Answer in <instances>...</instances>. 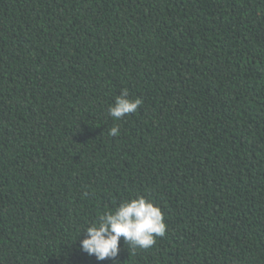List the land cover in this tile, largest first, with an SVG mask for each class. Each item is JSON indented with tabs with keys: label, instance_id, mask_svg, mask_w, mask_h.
<instances>
[{
	"label": "trees",
	"instance_id": "16d2710c",
	"mask_svg": "<svg viewBox=\"0 0 264 264\" xmlns=\"http://www.w3.org/2000/svg\"><path fill=\"white\" fill-rule=\"evenodd\" d=\"M138 195L163 237L81 250ZM0 264H264V0H0Z\"/></svg>",
	"mask_w": 264,
	"mask_h": 264
},
{
	"label": "clouds",
	"instance_id": "9594fccd",
	"mask_svg": "<svg viewBox=\"0 0 264 264\" xmlns=\"http://www.w3.org/2000/svg\"><path fill=\"white\" fill-rule=\"evenodd\" d=\"M142 104L141 97L131 98L128 89L123 88L116 95L114 103L108 107V115L118 121L136 113ZM119 131V126L113 125L108 135L116 136ZM166 227L159 206L138 195L122 201L114 210L100 214L95 221L82 228L85 235L80 240V248L89 255H94L97 260H115L120 250L121 238L133 251L148 249L156 243L157 237L165 235Z\"/></svg>",
	"mask_w": 264,
	"mask_h": 264
}]
</instances>
